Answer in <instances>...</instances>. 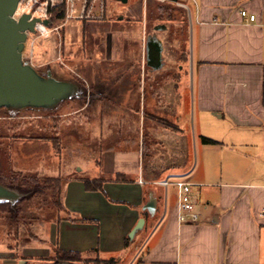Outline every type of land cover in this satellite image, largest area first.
Masks as SVG:
<instances>
[{
    "label": "crops",
    "instance_id": "obj_1",
    "mask_svg": "<svg viewBox=\"0 0 264 264\" xmlns=\"http://www.w3.org/2000/svg\"><path fill=\"white\" fill-rule=\"evenodd\" d=\"M168 1L185 10L188 73L149 87V107L111 99V113L137 116L138 141L103 119L81 135L78 143L97 149V159L88 166L82 158L79 173L64 176L63 215L42 227L41 240L48 251L78 252L98 264H264V0H193L191 9ZM125 10L138 19L140 8ZM242 10L255 21L246 22ZM157 78L165 80L157 73L147 79ZM201 136L218 144H204ZM118 174L127 180L116 181ZM99 178L102 192L85 189L84 179ZM177 180L192 183L195 222L178 221ZM150 197L153 214L144 209ZM141 218L143 227L129 238ZM44 247L37 243L34 255H44Z\"/></svg>",
    "mask_w": 264,
    "mask_h": 264
},
{
    "label": "rangeland",
    "instance_id": "obj_2",
    "mask_svg": "<svg viewBox=\"0 0 264 264\" xmlns=\"http://www.w3.org/2000/svg\"><path fill=\"white\" fill-rule=\"evenodd\" d=\"M43 1L38 0L35 6ZM178 2L190 9L194 7L193 0H178ZM131 4L136 9L140 8L137 20L130 18L125 10ZM78 5L79 2L75 1V6L78 7ZM142 5L143 0H128L123 4L116 0H106L102 19L90 21L76 20L74 17L66 19L64 15V19H57L52 12L50 16L48 15L53 22L49 35L39 38L35 42L33 50L30 45L27 47L26 55L38 71L44 72L50 68L55 77L83 84V87L88 89V94L92 95L88 99L65 101L51 112L23 109L14 115L7 114L5 116V113L0 111V122H15L13 125L16 127L14 134L17 133L26 138L46 137L42 141H37L35 138L25 139L22 145L19 144L20 142H15L19 145L11 149L12 166H9L11 163L9 159L2 160L3 173L15 175L16 180L26 184H37L40 186L39 188L41 185L44 186L29 198L20 201V214L23 221L22 256L24 259L27 257L36 260L44 259V257H32L31 254L35 253L33 249L37 243L47 246V241L41 240L44 232L42 227L45 226L46 221L63 215V211L58 209L60 202L57 194L64 176L68 173L74 175L79 173L82 167L81 159L88 157L85 163L89 166L90 158L95 159L99 153L97 149L83 150L82 145L78 143L81 135L85 136L86 132H90V127L96 125L100 127V119H103L102 122H115L119 136L130 135L134 139L132 143H137L138 132H134L136 125H133L138 123L137 116L132 117L131 120L124 113H111L112 106H115L111 97L114 95L115 99H113L115 101L117 99L118 104L122 105L121 107L130 108L133 105L138 107V102L143 103V100L149 107V103L152 102L149 87H152L154 91L159 85H169L176 82L175 79L178 78V75L186 74L189 71L184 8L168 0H147L145 8ZM62 8L64 9V6L58 7L54 12H62ZM48 11L50 12L49 8ZM160 25L165 26V29L155 30ZM54 28L57 29L53 30ZM152 36L158 38L162 44L163 66L158 71L149 69V72L161 74L165 80L158 78L154 80L141 78L139 80L140 74L148 71L145 65L144 46L145 40ZM110 72L128 75L130 80L113 83L114 78L107 75ZM80 76L85 81L81 80ZM132 83L135 85L134 87L128 86ZM96 86L102 87L103 90L97 89ZM112 89L113 91H111ZM83 104L90 105L89 112L79 111ZM97 106L107 107L106 112H97ZM8 115L12 118H7ZM86 117L87 124L84 123ZM183 123H188V115L184 116ZM51 126H54V130L47 129ZM17 134L15 136H19ZM87 137L90 138V136ZM51 138L54 141L47 140ZM90 142L94 141L90 138ZM90 145L94 146L92 143ZM116 147L127 148L128 145L118 143ZM86 168L87 166L84 170ZM45 172H51V177L42 175ZM56 173L58 174L56 175ZM22 175L30 177L21 178ZM84 175H87L86 172ZM51 178L59 179V184L45 186L46 181ZM52 251L53 248L50 247L49 257L45 258L49 259V262L41 263V261L33 260L30 264H53L52 260L56 257V253ZM98 263V260L94 259L89 260L87 264Z\"/></svg>",
    "mask_w": 264,
    "mask_h": 264
},
{
    "label": "water",
    "instance_id": "obj_3",
    "mask_svg": "<svg viewBox=\"0 0 264 264\" xmlns=\"http://www.w3.org/2000/svg\"><path fill=\"white\" fill-rule=\"evenodd\" d=\"M20 1L0 0V111L10 115L23 109L51 112L65 101L81 98L85 90L76 81L55 77L50 68L40 72L32 65L26 55L27 47L30 45L33 50L35 42L43 38L37 35V25L51 27L52 20L22 11ZM164 29L162 25L155 28ZM145 53L146 65L152 71L160 70L163 66L162 44L158 38L152 36L145 40ZM28 196L29 193L19 192L0 183V203L13 207ZM155 204V199L150 197L144 209L153 214ZM143 224L144 219H139L129 232V238H133Z\"/></svg>",
    "mask_w": 264,
    "mask_h": 264
},
{
    "label": "flooded vegetation",
    "instance_id": "obj_4",
    "mask_svg": "<svg viewBox=\"0 0 264 264\" xmlns=\"http://www.w3.org/2000/svg\"><path fill=\"white\" fill-rule=\"evenodd\" d=\"M54 11L55 10L50 11V14L53 12L55 18L64 19L63 15L65 16V13L63 11H62V16L61 17H58V14L60 12L55 13ZM144 48H145V46H144ZM145 65H146V53H145ZM147 68H148L147 72L141 73V74H143L145 76L146 80H148L147 78H148L149 75L154 74V73H150L149 72L150 67L147 66ZM118 74L119 73H117V72H110L107 75H110L112 78H114V80L116 82L115 81L113 82L111 80L113 83H117L116 78H117ZM119 75H121V74H119ZM122 75H124V74H122ZM79 78H81V76ZM81 80L85 81L84 78H81ZM81 85L83 86V84H81ZM118 86H119V84H118ZM128 86L134 87L135 85L132 83L131 85L129 84ZM96 88L99 89V90H103L102 87H100V86H96ZM84 90H85V94H82V96H81V98H79V100L88 99V97H91L92 94L91 95L88 94L89 93L88 89L84 88ZM111 91H113V89ZM102 95H104V93H102ZM113 96L111 98L115 99V97H113ZM73 99H77V98H73ZM73 99H71V100H73ZM85 105H87V104H83L79 109H81ZM3 112L5 113L4 115L6 116L7 113L5 111H3ZM37 117H39V116H37ZM7 118L11 119L12 116L8 115ZM14 124H15V122H11V121H2V122H0V133H1L0 134V170H1L0 171V183H2L5 186H8L10 188H13V189H15V190H17L19 192L29 193V196L27 197V198H29L30 196H32V194L37 192L38 189H42L44 186L41 185V188H39L40 186L37 185V184H33V183L32 184H26L23 181L16 180V178H14L15 175H12V174H9V173H3V169H2L3 165H2V163H3L4 160L9 159L11 161L9 166H12V159H11V151L12 150L11 149H12V147H16L19 144L22 145L23 144V140H25V139H34L35 138L37 141H42L46 137L37 136V137L26 138L25 136H20L17 133L16 134L19 135V136H15L16 134H14V132H15L14 129L16 127L13 126ZM53 127L54 126H51V128H47V129H51V130L53 129L54 130ZM48 131H50V130H48ZM47 140L48 141H54L53 138L47 139ZM15 142H20V143L17 144ZM48 172H45L42 175H47L48 177H51V174H50L51 172L50 173H48ZM22 176L23 177H21V178L30 177V176H27V175H22ZM44 185L48 187L49 183L47 182ZM21 202L18 201L13 207H9V204H7V203H0V206H2L1 208H3V209H0V224H1L0 225V238L2 240V242L0 243V246H2L0 248V261H1L0 264H30L33 260L41 261V263H47L50 260L49 259H45V258L49 257L48 256V250H47L48 248H46V247H44V249L46 250V251L43 252L44 255L40 256V257H44V259L36 260V259H31V257L29 259H28V257L24 259L23 256H22V252H23L22 251V248H23V245H22L23 244L22 243L23 242L22 241V238H23V234H22L23 221L21 219L20 206H19ZM60 202H61V200H60ZM47 222L48 221H46L45 224H47ZM31 256L32 257L33 256L34 257H38V256H35L34 254H31Z\"/></svg>",
    "mask_w": 264,
    "mask_h": 264
},
{
    "label": "built area",
    "instance_id": "obj_5",
    "mask_svg": "<svg viewBox=\"0 0 264 264\" xmlns=\"http://www.w3.org/2000/svg\"><path fill=\"white\" fill-rule=\"evenodd\" d=\"M75 1L79 2L78 7L75 6ZM37 2L38 0H21L20 6L22 11H28L41 19H46L50 18L49 16L51 15L48 8L52 11L58 7L64 6L62 10L65 12V18L69 19L74 17L76 20H99L104 16L105 11V0H44L35 6ZM240 15L248 23L254 22L256 19L254 14H248L245 10H242ZM55 29L57 28L53 30ZM36 30L39 37H47L52 30V26L48 27L38 24ZM161 184L166 185L167 182L164 181L161 182ZM191 186L192 183L184 180H177L175 182L178 198L177 218L179 222H184L187 219L195 222L198 219V214L194 211L193 203L190 198ZM262 212L264 213V210H262Z\"/></svg>",
    "mask_w": 264,
    "mask_h": 264
},
{
    "label": "trees",
    "instance_id": "obj_6",
    "mask_svg": "<svg viewBox=\"0 0 264 264\" xmlns=\"http://www.w3.org/2000/svg\"><path fill=\"white\" fill-rule=\"evenodd\" d=\"M62 16V12H60L58 14V17H61ZM200 141L204 144H218L217 141H214L208 137H204V136H201L200 137ZM116 181H126L127 179L125 178V176L123 175H116L115 178H114ZM102 179L99 178V179H95V180H87V179H84L83 182H84V187L87 191H101L102 192ZM47 182L49 183V185H56V184H59L60 180L59 179H48ZM59 186V185H57ZM59 191V193H58ZM57 191V198L59 197V202H60V190L58 189ZM58 203V202H57ZM58 209L59 210H64L63 206L61 205V202L58 203ZM2 206H0V209H3L1 208ZM79 221V220H77ZM128 239H126V242H127ZM54 252L56 253V257L53 258L52 261H54L55 264H58L60 261H70V262H83L84 264H87L89 262V260H85L82 258V256L78 253V252H72V251H64V250H60V249H55Z\"/></svg>",
    "mask_w": 264,
    "mask_h": 264
}]
</instances>
